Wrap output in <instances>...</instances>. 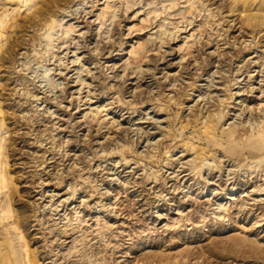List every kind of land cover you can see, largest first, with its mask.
Masks as SVG:
<instances>
[{
	"label": "rangeland",
	"instance_id": "374dc122",
	"mask_svg": "<svg viewBox=\"0 0 264 264\" xmlns=\"http://www.w3.org/2000/svg\"><path fill=\"white\" fill-rule=\"evenodd\" d=\"M246 1L31 0L18 29L29 12L0 0V264L12 226L30 264H264L243 141L264 136V0Z\"/></svg>",
	"mask_w": 264,
	"mask_h": 264
},
{
	"label": "bare ground",
	"instance_id": "6f19581e",
	"mask_svg": "<svg viewBox=\"0 0 264 264\" xmlns=\"http://www.w3.org/2000/svg\"><path fill=\"white\" fill-rule=\"evenodd\" d=\"M12 1H16L18 3V5H19L18 9L24 8V10L29 12L28 14H26V17L23 19L24 24H20V23H18V21H16L12 24V26L15 28H18V29L19 28L21 29V27H30V24L34 23L35 22L34 19L37 17V16H35L36 14H34L33 17H30V8H31L30 2H31V0H12ZM239 2H242L244 7L247 4L246 0H239ZM38 12H36V13H38ZM5 26H6L5 21H3V19H0V38H2V36H3V31L5 29ZM26 47H27V49L25 48V50H26V51L24 50L25 52L22 49L23 52H21L20 55L18 54L21 57H19L18 60L16 58L15 63H17V65H19V67H21L20 70H22L24 72H29L30 71V64H29L30 63V61H29L30 60V41H28V43H26ZM22 71H19V72H22ZM21 90H23V91H21L23 93L24 88H22ZM20 93H18V94H20ZM25 93H26V91H25ZM0 114L3 115V119L0 120V128L3 130L4 127L6 126L5 119H4V117H6V113L2 112L0 110ZM29 116L30 115L28 112H26V113L22 112L20 115L21 122L30 121ZM5 133H7V131H5ZM2 140H3V138L0 137V183L4 184V183L8 182V180H11V178H9L7 176L8 175L7 174V163L1 159L3 153L6 152L4 145H2ZM243 141H244V147L246 149H248L252 155H255L256 157L260 158V159H258L259 161L264 162V136L263 135L253 136V137L245 138ZM9 190H11V191H9ZM9 190H8L9 192H8L5 200H0V218L7 219L8 223L11 224L12 222H14L13 216L10 215V213H12V212L7 213V210H9L10 205H11L10 200H11V196L13 195V191L15 190L14 186H10ZM231 191H232L231 194H235L237 191V188H232ZM256 193H259L260 196H264V189L256 190ZM227 198H230V197L227 196ZM3 211L6 212L7 215H4ZM9 230L12 233V235L14 236L15 240L10 241L8 244L11 246L13 253H15V254L18 253V261L16 259L15 264H30V253L27 251V249H25V244L22 245V243H21V244H19L18 247H16V244H17L16 242L18 241L20 243V241H22L24 239V237L23 236L20 237V234L17 233L16 227L12 226L9 228ZM13 242H15V245H13ZM21 248H23V251ZM51 250H52V248H51ZM52 252H55V251L53 250ZM55 254H57V253H55ZM86 255L87 254L85 252L81 253V251H80L79 256H78V258H76V260L70 261L67 258L63 257L64 260L61 261L59 264H94V262H95L94 255L93 254L87 255V256ZM85 256H86V258H85Z\"/></svg>",
	"mask_w": 264,
	"mask_h": 264
}]
</instances>
